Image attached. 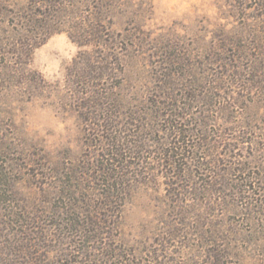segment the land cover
Segmentation results:
<instances>
[{
	"label": "rangeland",
	"instance_id": "rangeland-1",
	"mask_svg": "<svg viewBox=\"0 0 264 264\" xmlns=\"http://www.w3.org/2000/svg\"><path fill=\"white\" fill-rule=\"evenodd\" d=\"M0 264H264V0H0Z\"/></svg>",
	"mask_w": 264,
	"mask_h": 264
},
{
	"label": "trees",
	"instance_id": "trees-1",
	"mask_svg": "<svg viewBox=\"0 0 264 264\" xmlns=\"http://www.w3.org/2000/svg\"><path fill=\"white\" fill-rule=\"evenodd\" d=\"M44 32L47 33L48 31H44ZM39 44H41L40 41H38L34 47H36V46L39 45ZM30 52H31V49H28V55H29ZM88 61H89V60H88ZM86 65H87V66H91L89 62H88Z\"/></svg>",
	"mask_w": 264,
	"mask_h": 264
}]
</instances>
